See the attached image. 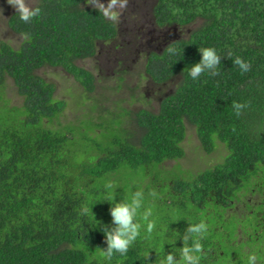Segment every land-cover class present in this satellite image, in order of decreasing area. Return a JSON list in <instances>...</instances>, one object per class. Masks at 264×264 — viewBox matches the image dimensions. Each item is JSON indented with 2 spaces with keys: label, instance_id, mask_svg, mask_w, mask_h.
I'll use <instances>...</instances> for the list:
<instances>
[{
  "label": "trees",
  "instance_id": "16d2710c",
  "mask_svg": "<svg viewBox=\"0 0 264 264\" xmlns=\"http://www.w3.org/2000/svg\"><path fill=\"white\" fill-rule=\"evenodd\" d=\"M87 1L36 0L39 15L25 23L15 12L7 21L22 42L0 43V264H159L164 251L183 246L188 221L201 220L209 227L200 264H246L253 251L264 261V0H153L154 28L198 24L188 37L145 54L140 78L157 97L135 100L140 87H127V72H117V89L127 87L133 103L146 101L142 109L121 100L119 110H105L118 116L114 122L55 127L67 103L37 71L61 68L93 93L96 75L78 62L101 46L122 49L118 22ZM205 47L221 56L218 74L193 81L187 70ZM236 57L249 71L241 72ZM8 79L20 98L15 106L3 97ZM234 103L244 105L239 115ZM187 124L206 153L221 147L220 161L205 168L202 158L188 156ZM107 180L117 187L116 201L142 190L159 213L153 233L141 220V236L111 260L98 255L107 245L94 228L111 225L110 203L102 200ZM85 204L88 217L79 214Z\"/></svg>",
  "mask_w": 264,
  "mask_h": 264
},
{
  "label": "rangeland",
  "instance_id": "374dc122",
  "mask_svg": "<svg viewBox=\"0 0 264 264\" xmlns=\"http://www.w3.org/2000/svg\"><path fill=\"white\" fill-rule=\"evenodd\" d=\"M153 0H127V5L123 10L110 9L109 11H119L118 25L121 30V44L122 49L115 51L113 49H101L98 51V56L94 58L79 61L78 65L85 70H89L96 75V90L93 93L85 91L83 86L76 81V79L66 73L61 68L44 67L37 71V74L45 79L49 83L56 85L55 98L57 100L66 101L67 107L64 113L60 116L59 120H55V127L58 126V122L61 121L65 124L77 125L79 120L89 123L90 119L93 122H100L103 118L104 121L111 120L114 122L118 116L115 114H107L106 109L117 106V110L120 109L119 103L121 100L125 101L122 106L126 109H133L137 111L142 109L146 101L141 102L138 100L133 103L132 92H129L127 87H133L138 85L140 91L134 96V99L140 98L141 95H145L147 98H156V92L149 81L140 78V75L144 74L145 54L148 51L161 50V45H168L173 40L188 37V34L195 29L198 24L192 25L184 29H164L158 30L152 26V17L150 14V7ZM26 5L33 9L36 5V0H25ZM107 7V0H88L87 7L101 8V6ZM16 10L8 4L7 0H0V43L7 42L11 46L18 48L22 42V38L15 34L8 26L9 17L15 13ZM162 43V44H161ZM161 44L160 46H158ZM158 47V48H157ZM127 72L124 76L125 82L121 90H118L117 85L119 83L120 74L117 72ZM124 74V73H123ZM7 87L4 89L3 97L13 105L20 103V98L16 94L13 82L8 79L6 82ZM174 89V86H168L165 91L170 92ZM97 99H99V108H95L92 112L89 109H93L97 105ZM157 101H153L152 108L156 110ZM132 104V105H131ZM147 107V106H145ZM101 108H104L101 110ZM87 113V114H86ZM90 114V115H88ZM90 118V119H88ZM95 124V123H94ZM90 128L93 127L89 126ZM187 138L184 142L185 150L191 158H202V164L206 168L207 165L214 164L217 160L220 161L222 154L224 153L221 147L211 154L206 153L202 148H199V140L194 128L187 124ZM77 135V134H76ZM216 159V160H215ZM207 164V165H206ZM174 163L169 162L166 164L167 169H172ZM155 197V196H153ZM155 204V203H154ZM146 207H152L153 215L151 219L155 220L157 225L156 216L159 214L157 206L149 202H145ZM230 250V249H229Z\"/></svg>",
  "mask_w": 264,
  "mask_h": 264
},
{
  "label": "clouds",
  "instance_id": "9594fccd",
  "mask_svg": "<svg viewBox=\"0 0 264 264\" xmlns=\"http://www.w3.org/2000/svg\"><path fill=\"white\" fill-rule=\"evenodd\" d=\"M7 2L19 14V19L25 23L39 15L40 9H30L26 5L25 0H7ZM126 5L127 0H107V7L102 5L101 10L105 17L116 20L120 14L119 11L109 10H123ZM198 50L201 59L199 62L192 64L187 70L188 76L193 81L198 80L203 73L213 76L217 75L218 66L221 64V56L215 48L205 47L198 48ZM169 51L173 50L169 49ZM230 55L231 53H229ZM233 63L239 66L241 72H247L250 69V65L240 57H236ZM243 107L244 105L242 104L234 103L237 115H239ZM103 187L105 198L102 200L110 203L111 225H103L98 221L94 228H101L107 245L106 248H99L98 255L104 260H111L114 254H119L120 256L126 255L130 246L141 236V220L147 222L144 231L149 235L157 228V223L155 220L150 219L153 216V209L152 207L145 206V195L142 190H136L129 198L118 202L115 200V196L111 195L117 189L114 182L107 180L104 182ZM151 195L155 196L156 194L151 193ZM109 196L111 198H108ZM90 212H93L92 206L85 204L81 206L79 214L82 217H88ZM94 219L96 220L95 217ZM208 227V224L203 220L199 222L188 221V227L179 238L183 241V246L179 248L173 246V250L168 253L164 251L159 264H200L203 254L201 242L207 237ZM246 264H264V261H261L256 251H253L247 254Z\"/></svg>",
  "mask_w": 264,
  "mask_h": 264
}]
</instances>
